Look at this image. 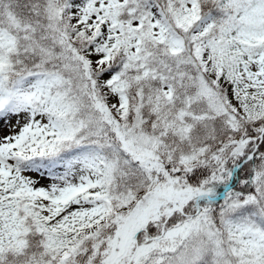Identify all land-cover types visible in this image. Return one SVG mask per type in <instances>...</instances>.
<instances>
[{
  "label": "snow or ice",
  "instance_id": "6c2138e0",
  "mask_svg": "<svg viewBox=\"0 0 264 264\" xmlns=\"http://www.w3.org/2000/svg\"><path fill=\"white\" fill-rule=\"evenodd\" d=\"M0 264H264V0H0Z\"/></svg>",
  "mask_w": 264,
  "mask_h": 264
}]
</instances>
